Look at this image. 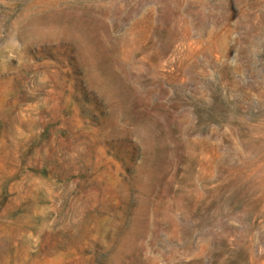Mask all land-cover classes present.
Masks as SVG:
<instances>
[{
    "label": "rangeland",
    "instance_id": "374dc122",
    "mask_svg": "<svg viewBox=\"0 0 264 264\" xmlns=\"http://www.w3.org/2000/svg\"><path fill=\"white\" fill-rule=\"evenodd\" d=\"M0 264H264V0H0Z\"/></svg>",
    "mask_w": 264,
    "mask_h": 264
}]
</instances>
